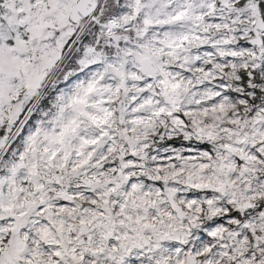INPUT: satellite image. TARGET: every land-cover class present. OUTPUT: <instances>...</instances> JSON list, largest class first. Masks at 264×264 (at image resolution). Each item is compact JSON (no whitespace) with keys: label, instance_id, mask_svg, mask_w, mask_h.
I'll return each mask as SVG.
<instances>
[{"label":"snow or ice","instance_id":"1","mask_svg":"<svg viewBox=\"0 0 264 264\" xmlns=\"http://www.w3.org/2000/svg\"><path fill=\"white\" fill-rule=\"evenodd\" d=\"M0 264H264V0H0Z\"/></svg>","mask_w":264,"mask_h":264}]
</instances>
